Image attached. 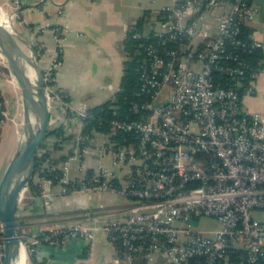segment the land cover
Returning a JSON list of instances; mask_svg holds the SVG:
<instances>
[{"label":"built area","instance_id":"2783aa9c","mask_svg":"<svg viewBox=\"0 0 264 264\" xmlns=\"http://www.w3.org/2000/svg\"><path fill=\"white\" fill-rule=\"evenodd\" d=\"M16 14L0 4V18L13 33ZM157 14V37L139 44L143 58L137 95L144 99L133 101L132 110L140 116L112 117L106 131L91 134L84 133L91 107L74 101L57 82L67 30L40 27L52 31L56 40L51 61L42 68L50 126L62 113L82 125L69 151L43 163L56 172L57 181L42 177L45 201L51 198V185L58 183L60 195L111 192L133 204L115 213L86 210L82 219L31 238L21 234L28 255H37L45 243L69 238L89 242L101 227L111 243H121L115 261L123 264H149L159 256L167 264H264V218L254 214L264 212V116L243 107V96L255 91L254 80L263 69L246 57L263 41L243 37L245 26L259 15L258 4L173 0ZM149 33L139 30L134 37L144 39ZM43 51L44 44L34 40L30 54L38 59ZM7 120L0 104V127ZM119 133L126 135L115 139ZM83 157L98 158V165L87 169L83 164L81 173L72 176L74 161ZM203 215L221 222L215 234L196 226ZM4 254L2 224L0 264Z\"/></svg>","mask_w":264,"mask_h":264},{"label":"crops","instance_id":"0c3cea01","mask_svg":"<svg viewBox=\"0 0 264 264\" xmlns=\"http://www.w3.org/2000/svg\"><path fill=\"white\" fill-rule=\"evenodd\" d=\"M60 1L63 4L53 0H0V4L8 13L17 12L14 19L17 31L15 36L27 53H31L32 39L40 40L44 44V51L38 61L41 68L50 63L56 40L52 31H41L40 27L59 25L67 30L66 39L62 42L64 64L58 70L57 82L71 93L74 101H85L90 107H94L112 97L120 87L124 62L123 43L129 29L140 19L143 20L145 30L155 29L152 21L159 20L158 10L173 0ZM256 2L259 15L249 27L251 35L263 41L261 51L264 54V0ZM2 56L0 55V90L5 99L4 109L12 118L0 127V156L4 154L0 164V182L8 164L25 141V129L21 124L19 112L21 107L18 94L21 87L11 78V71H8L9 67L5 65ZM259 63L263 64V69L254 80L255 91L243 96V107L247 111L260 112L264 116V58L260 59ZM21 105L23 106V103ZM61 124L72 138L82 130L80 121L70 113H62L61 119L50 128ZM47 143L55 156H61L70 150V141L63 143L60 148L55 147L53 137L48 138ZM98 161L96 157L75 160V168L71 175L81 173L79 166L84 164L89 169L97 166ZM58 185V183L51 185V198L47 201L43 195L32 196L26 187L22 190L16 218L19 232L25 239L55 225L80 220L86 210L94 212L101 209L81 206L84 198L91 192L60 195L57 193ZM123 202L126 203L118 207V211L130 208L133 204L129 199ZM2 224L0 215V226ZM118 255L116 244L111 243L102 228L98 227L94 239L89 242L69 238L61 244L45 243L36 257L46 264H123L115 261ZM149 264L167 262L165 258L159 256Z\"/></svg>","mask_w":264,"mask_h":264},{"label":"water","instance_id":"95a60500","mask_svg":"<svg viewBox=\"0 0 264 264\" xmlns=\"http://www.w3.org/2000/svg\"><path fill=\"white\" fill-rule=\"evenodd\" d=\"M0 53L19 83L22 92L25 141L8 164L0 182V215L3 221L4 264H15L23 244L16 223V210L22 190L31 179L39 149L50 131L51 111L38 61L27 53L15 34L0 22ZM35 67L34 83L28 65Z\"/></svg>","mask_w":264,"mask_h":264},{"label":"trees","instance_id":"16d2710c","mask_svg":"<svg viewBox=\"0 0 264 264\" xmlns=\"http://www.w3.org/2000/svg\"><path fill=\"white\" fill-rule=\"evenodd\" d=\"M143 24V20L140 19L135 26L129 29L123 43L127 58L124 60L123 76L121 79L120 87L112 97H110L103 103L90 108V117L87 118L88 124L85 128L84 133L91 134L93 130L106 131L108 127V120L115 116L126 117L129 119H135L140 116V114L132 110L133 101L138 99L141 102L144 99L140 98V96L137 95V91H139L140 89V75L143 58L142 48L139 46V44L142 41H152L157 37L154 34L155 29L145 30ZM250 29L251 28L249 27V25L245 26L243 31L244 38L250 39L252 37ZM139 30L142 32L150 33L144 39L134 37V33ZM261 50L262 48H258L254 50L253 53H249L246 55L247 59H249L252 65L255 67H263V64L259 63L260 59L264 58V54ZM248 76L250 75L248 74ZM0 104L4 109L5 99L2 95L1 90ZM101 119H103L102 123L100 122ZM125 135L126 134L124 133H119L113 135V137L115 139H122V137H124ZM50 137L54 138L55 147L58 148H60L63 143L70 141V139L72 138L71 135L66 134L63 124L50 128L46 139L48 140V138ZM47 140H44L40 147V150L42 149L43 151L37 154L33 175L25 186L29 194L35 197H41L43 195V186L41 184L42 177L46 176L48 178H51L54 182H57L55 177L56 172H50L47 169L43 168V163H45L48 158L54 155L53 152L48 148ZM16 223L18 225L17 218ZM116 246L119 254H122L121 243L119 242V240L116 241ZM238 255L239 252H235L232 256V259L236 262L239 260ZM30 256L35 264H46L45 261H39L35 254H31Z\"/></svg>","mask_w":264,"mask_h":264},{"label":"rangeland","instance_id":"374dc122","mask_svg":"<svg viewBox=\"0 0 264 264\" xmlns=\"http://www.w3.org/2000/svg\"><path fill=\"white\" fill-rule=\"evenodd\" d=\"M212 20L214 21V19H212ZM152 24L155 27V29H158L160 27V20L154 19L152 21ZM14 34L15 35L17 34L16 29H15V33ZM31 43L33 45V43H34L33 39H32ZM123 54H124V60H125L127 58V55L125 54V51H124ZM0 55L2 56L1 53H0ZM2 60L4 61L5 65L8 66V62H7V60H6V58L4 56H2ZM36 60L39 61V58L36 59ZM123 67H124V62H123ZM8 71L10 72L9 68H8ZM11 78L17 82V80L15 79V77H14V75L12 73H11ZM19 87H20V85H19ZM18 96H19V105L21 107V109L19 110L20 115H21L20 121H21V124L23 125V106L21 105V103H22L21 97L22 96H21L20 88H19ZM6 113H7L8 119L9 118L11 119L12 117H10L9 113L7 111H6ZM4 148H5V146H4ZM1 159L2 160L4 159V154H2V157L0 156V164L2 163ZM84 199H85V201L82 203L83 205H81V206H87L86 208H88V209H90V208L91 209L92 208H95V209L96 208H98V209L101 208L100 210L102 212L115 213L116 211H118V209L122 206L123 203H126V202H123V201H127V199H129V198L122 197L118 193H114V194H111V195H108V194L102 195L100 193H92L91 192V193H88L87 196ZM79 200H81V199H79ZM75 206H77V203H75ZM254 214H255L256 217L264 218V212H255ZM196 226L199 229H201L203 232L213 235V234H215V232L217 230H219L221 228L222 225H221V222L217 218H215L213 216L203 215V216L200 217V219L197 220ZM27 264H33V261H32V258H31L30 255H28V263Z\"/></svg>","mask_w":264,"mask_h":264},{"label":"bare ground","instance_id":"6f19581e","mask_svg":"<svg viewBox=\"0 0 264 264\" xmlns=\"http://www.w3.org/2000/svg\"><path fill=\"white\" fill-rule=\"evenodd\" d=\"M3 20L4 19L0 18V22L3 23ZM28 70H29V75H30L32 81L34 83H36L37 78H38V74H37L35 67H33L32 65L29 64ZM27 263H28V252H27L26 246L24 244H22L20 247L19 255L15 261V264H27Z\"/></svg>","mask_w":264,"mask_h":264}]
</instances>
